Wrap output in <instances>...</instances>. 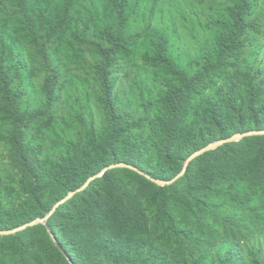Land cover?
I'll use <instances>...</instances> for the list:
<instances>
[{"label":"rangeland","instance_id":"374dc122","mask_svg":"<svg viewBox=\"0 0 264 264\" xmlns=\"http://www.w3.org/2000/svg\"><path fill=\"white\" fill-rule=\"evenodd\" d=\"M24 1L33 0H0V31L14 43L21 64V74L11 86L12 100H0L4 207L14 209L31 200L19 187L22 162L13 142L17 132L22 154L36 151L46 161L57 157L49 131L64 121L68 125L61 129L63 145L70 138L90 144L109 134L101 71L110 83L115 114L136 123L124 137L129 154L124 164L154 172L161 177L157 179L169 180L208 142L264 131V0H247V28L237 47V61L197 79L182 96L181 109L173 104L184 90L180 74L193 80L203 71L217 52L223 16L242 0H128L121 30L124 46L106 69L102 54L112 44L99 34L108 12L102 0L49 1L54 16L60 6L64 8L61 28L44 17L30 27L19 15L18 5ZM259 87L263 92L249 102ZM165 95L171 102H165ZM52 123L45 132V125ZM175 126L173 138L178 140L168 142ZM188 138L190 148H180V141ZM230 144L215 156L235 162L247 174L243 183L258 187L255 199L245 206L216 191L204 197L206 205L197 206L204 194L177 181L164 185L168 202L163 203L156 198L159 184L134 169L116 168L89 192L62 206L51 223L77 248L80 264H219L226 253L236 264H250L247 249L264 258V136L226 145ZM91 153L104 164L112 160L108 153ZM41 196L46 202L51 193ZM115 210L129 214L133 234L118 240L116 247L108 242L103 248V239L96 238L85 218ZM37 225L0 235V264H76L70 256L56 259L51 248L58 244L57 237L47 222Z\"/></svg>","mask_w":264,"mask_h":264},{"label":"trees","instance_id":"16d2710c","mask_svg":"<svg viewBox=\"0 0 264 264\" xmlns=\"http://www.w3.org/2000/svg\"><path fill=\"white\" fill-rule=\"evenodd\" d=\"M49 1L51 0L24 1L22 4L18 5L19 15L27 21L30 27L38 24L40 19L44 17L46 23L53 24L56 28H61L65 24L64 8L60 6L61 9L57 10L56 16H54L52 9H48L47 7ZM102 1L108 12L103 20L104 23L100 26L99 34H101L108 43L112 44V48L106 50V52L102 54L105 64L103 69H106L108 61L111 60L114 54L120 53L124 46V37L121 30L125 9L127 7L126 2L128 0ZM54 4L58 5L57 3ZM248 5L249 3L247 0H242L240 4L235 5L227 16H223L220 32L217 37V52L210 56L207 61L208 64L204 65L203 71L197 75L196 79L190 80L180 74L184 82V90L179 91L175 95L173 103L176 104L178 108L181 109L182 96L189 92L197 79L212 75L217 70H220L226 62L235 63L237 61V56L235 55L237 47L241 44L243 34L247 28L245 24V14ZM163 55L167 57L166 51H163ZM19 74H21V64L17 49L12 40L5 35V31H0L1 101L8 103L12 100L11 86L15 80L19 78ZM101 74L104 76L102 85L106 93L108 101L106 107L110 116L109 134H105L104 139L101 138V140H96L93 138L91 139V143L88 144L85 139L74 140L70 138L63 145L65 142V134L62 135L63 132L61 129L68 125V123L64 121L60 125L53 126L49 131L55 140L54 142L51 140V142L57 152V157L52 161H46L40 159L36 151H32L31 154L24 156L22 154L24 148L19 145L20 132H17L13 137L17 158L22 162L19 187L22 192L30 196L31 200L30 202L21 203L19 206L12 209L11 207H4V201L0 198V230L16 228L35 218L44 217L56 202L64 198L69 192L83 187L92 176L98 174L112 164L126 163L129 161L128 147L126 146V139L124 137L135 128L136 123L124 120L115 114L109 80L105 72L101 71ZM262 92L263 87H259L256 92L249 95L248 101H254ZM164 100L167 103L171 102L170 95H165ZM211 107L214 108V106ZM75 115H77V113ZM47 124L45 125V132L48 127L53 125V123ZM174 136H177L176 126L175 133L172 134L168 142L178 140L174 139ZM227 137L228 135H225L223 138ZM180 142V148H190L191 146V138ZM210 143L212 142H208L201 148L207 147ZM89 146H91V150H89ZM231 146V144L225 145L214 152L206 153L195 159L189 165L185 175L177 180V182H186L193 192L204 194V196H202L203 198L198 201L197 206L206 205L204 197L211 191L226 194L229 201L237 206H245L255 199L258 187L256 185L250 187L248 185L250 181L243 183V177H247V174H243L240 167L228 157L215 156V154L223 153ZM93 150L99 151L101 155L108 153L111 155L112 160L106 164L103 163V159L94 160L93 153H91ZM197 151H199V149L195 150V153ZM190 157H187L185 163ZM185 163L170 179L182 172ZM135 172L138 176L145 179V175H141L138 171ZM150 174H152L153 177L161 178L154 172L150 171ZM107 175L108 173L93 180L84 190L78 192L72 198L61 204L48 218L47 223L49 224L51 233H53L59 241L57 245L51 248V252L56 259L64 258L66 260L67 256H70L76 264L82 262L77 248L75 246L71 247V242L69 240L65 242L63 240L64 236L58 230V227L51 223L52 216L56 215L62 206L75 200L80 193L86 194L89 192L90 188L100 180V178H105ZM45 192L51 193L50 199L46 202L42 201L41 196ZM156 198L163 203L168 202V189L166 186H158ZM85 220L91 224L93 231L96 233V238L101 237L103 239V248H106L108 242H111V246L113 244L116 247L118 240L129 238L133 234L129 214L121 215L116 210L110 213L104 211L98 212V214L91 213ZM9 235L11 236L12 234ZM254 252L255 251L252 249H247V254L249 253V263L264 264V258H261ZM228 255L229 253H226L224 256H221L219 264H236L234 261L229 260Z\"/></svg>","mask_w":264,"mask_h":264},{"label":"water","instance_id":"95a60500","mask_svg":"<svg viewBox=\"0 0 264 264\" xmlns=\"http://www.w3.org/2000/svg\"><path fill=\"white\" fill-rule=\"evenodd\" d=\"M252 136H264V131H252V132H248V133H244V134H237L232 136L231 138L228 139H224L215 143H212L210 145H208L207 147L197 151L196 153H194L185 163L184 169L182 170V172H180L176 177L170 179V180H161V179H157L152 177L150 174L144 172L141 169H137L133 166L124 164V163H120V164H116V165H112L107 167L106 169H103L101 172H99L98 174L92 176L83 187L77 189V190H73L71 192H69L64 198H62L61 200H59L58 202H56L54 204V206L52 207V209L44 216V217H39V218H35L32 221H29L21 226H18L16 228H12L9 230H0V235H9V234H14L18 231L24 230L29 226H34L37 224H46L48 218L53 214V212L64 202H66L67 200H69L70 198H72L74 195H76L78 192L84 190L93 180L102 177L108 170L110 169H116V168H128V169H134L136 171H138L140 174L145 175L146 177L152 179L154 182H156L157 184L164 186L167 184H172L175 181H177L179 178H181L182 176L185 175L189 165L191 164L192 161H194L195 159L201 157L202 155H204L207 152L210 151H214L217 150L218 148L229 144V143H234V142H240L242 141L244 138L246 137H252Z\"/></svg>","mask_w":264,"mask_h":264}]
</instances>
